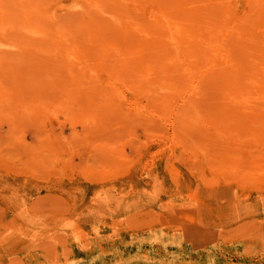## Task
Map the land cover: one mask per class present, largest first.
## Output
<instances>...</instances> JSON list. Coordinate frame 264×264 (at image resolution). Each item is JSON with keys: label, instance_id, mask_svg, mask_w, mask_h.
Wrapping results in <instances>:
<instances>
[{"label": "rangeland", "instance_id": "obj_1", "mask_svg": "<svg viewBox=\"0 0 264 264\" xmlns=\"http://www.w3.org/2000/svg\"><path fill=\"white\" fill-rule=\"evenodd\" d=\"M0 1L8 15L0 23L1 34L8 30L0 34V264H264V215L245 216L264 204V160L251 164L241 146L229 164L208 160L229 130L234 145L254 140L240 114L249 94L228 93L235 115L223 118L230 107L220 93L215 104L181 87L159 93L141 73L134 39L122 46L114 32L53 33L47 21L71 23L73 0H35L54 10L49 20L34 0L19 5L33 18L16 11L17 0ZM20 17L25 26L39 22L34 28L44 20L49 33L28 36L16 29ZM138 201L149 203L115 212ZM176 228H193L202 241L167 247L153 238Z\"/></svg>", "mask_w": 264, "mask_h": 264}, {"label": "bare ground", "instance_id": "obj_2", "mask_svg": "<svg viewBox=\"0 0 264 264\" xmlns=\"http://www.w3.org/2000/svg\"><path fill=\"white\" fill-rule=\"evenodd\" d=\"M17 1L18 4L15 0H13V3L15 2L14 5H18L17 8L20 7L19 10L14 9L15 7L13 4L12 7L14 8L11 7L16 11H21V8L24 5H26L25 8L28 5L26 4V2H28L27 0ZM42 1H44V3L47 2V4L45 3L46 6L40 1L36 2H40L44 7H47V5L50 6V4L53 3L51 0ZM5 2L7 3V0ZM34 2L35 0L33 3ZM48 2H50V4H48ZM30 4L32 7H29L33 9L32 2ZM36 6L34 10L37 9V11H39L38 8L40 7V4H36ZM61 7L66 8V5L58 6V8ZM68 7H71L74 10L70 11L71 8L69 9ZM68 7V11L74 15V18L76 16L77 22L79 21V23L76 22L77 25H81L73 26L72 22L73 20H76L74 18L71 19V17H73L72 14L71 17L69 16L71 23H67L65 19L68 17L66 13L68 11H66L65 15H67V17H65L64 20L67 24H65V22H60V20L63 21L62 16H59L61 19L57 18L55 20L51 17V21H47L53 22V25L48 23L50 27L49 25L47 26L43 19H39L43 20L45 23L43 26L46 25L44 26L46 31L49 27L51 30L53 29V33L56 31L55 33L59 34L60 37L63 33L68 32L65 36L68 38L70 35L71 39H76L74 32L76 33L78 31L86 32V36L87 34H90V32L92 34V31H94L93 33L105 31L104 35L106 33L109 35L114 32L118 33L122 40H136L140 49L138 62L141 67V73H147V76L150 77L151 75L152 78L155 79L154 82L158 86L156 90H158L159 93H167V91H172L181 87L184 88L183 93H193L191 96L189 94L190 97H193L195 93H205L202 94L204 99L211 103H214V95L212 93H220L222 98H225L226 101V103L224 102L223 104L228 107L232 105L228 93L249 94L246 108L241 107L240 114L244 119L247 118L246 120L248 122L249 131L254 134V140L250 139L248 145L247 141L245 145H242L243 142L239 140V142L234 145V137L229 130L228 124L222 122L220 126L221 132L229 130L230 136L228 139L224 138V140L222 139L221 142L218 143V148L213 150L212 154H210L212 158L210 157L211 159L208 158V160L218 161L219 164H223V162L232 161L236 155L240 157V154H242L243 151H247V149L249 158L252 160L251 164H253V162L264 160V151L261 149V146H264L261 143L264 142H260V140H258V135L256 134L258 131L256 126L257 124L259 125L257 121H260L257 115L259 117L261 115L260 110H257L261 106L264 107V0H73ZM7 9L8 8H5V11L7 12L5 13H9V15L10 13L12 14V12H8ZM27 9L28 11H32L29 8ZM27 9H23V13L21 11V14L26 15L28 12ZM40 9H43V6L42 8L40 7ZM45 9H43L44 13L49 20L50 11L48 12L46 10L48 12L46 13ZM34 10L32 11L33 15H35V13H33L35 12ZM37 11L36 13L39 14ZM2 13L5 14L4 10ZM53 13L54 10L50 12L51 16H54ZM16 14L17 13H14V15H12L17 18ZM30 14L31 13L29 12L27 13L28 18ZM45 14L42 13L40 16L45 17ZM12 15H10L9 18L13 17ZM4 16L5 15H0V20ZM6 16V19L3 21L1 20L0 23L7 21L8 15ZM40 16L38 15L37 17L39 18ZM37 17H35L34 22ZM28 18L26 19L27 21L29 20ZM24 19L21 21L20 17L19 21L23 23V26L20 23L16 29H20L19 27H21L23 33H29L28 36H32L30 35L31 32H27L28 30L36 33L40 32V34L37 33V37H45V34L49 33L45 32V29L42 26L43 22H41L42 28L40 25H38L39 28H34L39 22H37L36 25L33 24L31 27L29 21V25L25 26L27 21L25 22ZM30 20L33 19L30 18ZM0 25L3 26L2 24ZM4 25L6 26V24ZM16 26L14 25V27ZM25 29L26 31H24ZM20 30H13L12 32L15 33L17 31V33H20ZM49 30L50 29H48V31ZM7 31H5V34H7ZM70 31H74L72 35ZM103 32L100 36L106 38L105 36L107 35L104 36ZM5 34L1 35L3 36ZM33 36H35V34H33ZM55 36L57 35L55 34ZM83 36H85L84 33ZM77 38L79 37L77 36ZM35 39L37 38L35 37ZM63 39H65V37ZM125 40L122 41V46L125 43ZM125 46L130 47L129 45ZM123 48L125 50V47ZM128 52L129 50L127 53ZM125 56L127 59L124 58L123 61H125L124 64L126 66L130 63V59L129 54L126 55L125 53ZM259 104H261V106H259ZM257 106L259 108L256 110ZM231 107L229 108V111H227V108L225 111L222 109L223 114H221V116L223 118L228 117V114L235 113V111H232ZM256 112H259V114ZM256 118L259 120L256 121ZM137 119L138 115L136 120ZM240 146L245 147V150L242 151ZM261 163L262 162L260 161V164ZM255 165L256 164L253 166ZM253 166L252 171H255L253 173L257 175L256 179H254L255 177L253 178V181H255L253 183H255V185L256 183L261 184V182H259L260 178H258L261 169L257 170L259 167L257 164V169L253 170ZM257 171H259V174L256 173ZM263 182L264 179L262 178V184H264ZM148 203V201H138L135 205L126 204L115 212L122 211L123 213L131 208H140L144 206L143 204ZM250 214L254 220L257 216H263L264 204L255 208L253 206L251 210L245 212V216L248 215L247 217H249ZM241 216L242 214H239L234 217V219ZM248 219L250 218H247V220ZM65 230L66 229H64V231ZM188 230L189 229L186 228H176L173 229V231L159 234L153 238H157L156 242L167 247L173 244H178L182 247L191 242L198 243L202 241L200 238L201 232H199V234H191L194 229L191 228V230H189L190 233ZM7 234L10 233L6 232L4 235ZM34 238L35 239L32 241L35 243L37 235ZM38 241L41 242L42 240ZM38 243L37 247L39 249L40 243L39 245ZM57 256H55V258ZM54 259H52V261H54ZM57 261L55 259L53 263L55 264L56 262L58 264L59 262Z\"/></svg>", "mask_w": 264, "mask_h": 264}]
</instances>
